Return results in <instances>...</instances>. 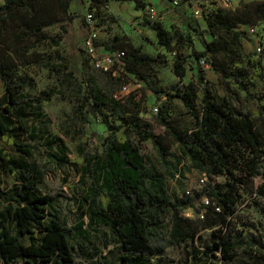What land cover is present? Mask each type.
I'll list each match as a JSON object with an SVG mask.
<instances>
[{
    "label": "trees",
    "instance_id": "16d2710c",
    "mask_svg": "<svg viewBox=\"0 0 264 264\" xmlns=\"http://www.w3.org/2000/svg\"><path fill=\"white\" fill-rule=\"evenodd\" d=\"M55 1L59 12L72 19L69 7L74 0ZM134 2L136 8L145 6L140 0ZM201 10L212 36L203 50L193 47L190 35L178 30L170 33L161 24L147 21L158 44L174 53L163 59L170 71L182 79L190 62L187 57L192 56L196 79L182 83L172 93L157 87L155 64L159 59L132 44L116 52L122 54L113 65L142 83V89L156 96L163 94L168 100L178 98L193 118L191 127L176 120L169 107L160 106L157 121L163 132L157 133L140 116L141 101L133 91L122 102L100 90L87 88L82 92L78 88L79 103L74 111L85 122L86 111L91 112L107 133L101 150L88 157L90 184L83 200L90 205L80 211L75 226H67L58 215L57 202L65 194L37 191V185L45 180L46 167L20 161L0 146V174L11 175L18 182L6 191L0 181L2 264H76L71 239L90 236L82 227L86 214L90 225L99 221L112 236L108 242L114 247L106 255H98L100 264H155L150 260L154 255L194 240L203 231L209 232L216 264H264V225L256 228V233L245 232L238 227L237 215L242 193L251 189L255 177L264 175V60L254 52L228 48V43H240L238 24L264 23V1L252 0L237 7L212 2ZM59 12L47 0H3L0 4V71L6 87L0 101V139L24 155L43 152L55 164L65 165L74 161L67 158V147L58 131H43L30 124L34 113L35 117L45 115L42 109L54 90H43L40 96L26 94L29 80L18 74L17 57L42 42L59 44L67 31ZM53 23H60L61 31L49 34L45 27ZM7 25L11 27L7 33L21 41L20 47H11L3 38ZM224 35L230 36L229 42ZM185 46L190 47L189 54L180 52ZM107 49L116 51L115 46ZM221 53L229 58L227 63L218 60ZM202 61L220 75L229 94L251 104L244 109L236 107L231 97L217 96L204 76ZM21 130L28 132L27 140L21 138ZM132 135L140 142L150 140L163 163L172 156L185 166L182 161L186 159L205 174L206 182L197 190L172 197L164 174L146 167ZM173 144L179 154L171 151ZM258 194L263 199L253 202L264 215V178ZM188 207L194 216L183 214ZM200 260L189 264H204Z\"/></svg>",
    "mask_w": 264,
    "mask_h": 264
},
{
    "label": "rangeland",
    "instance_id": "374dc122",
    "mask_svg": "<svg viewBox=\"0 0 264 264\" xmlns=\"http://www.w3.org/2000/svg\"><path fill=\"white\" fill-rule=\"evenodd\" d=\"M50 5L59 12L55 0H47ZM144 7H135L134 0H108L107 3L92 0H74L69 7L72 19H67L61 11L59 18L62 19L67 31L59 44L42 42L31 48L26 54H18V74L29 80V86L25 93L31 96H40L43 90H54L49 104L43 107L45 115L35 117L30 124L43 131L56 130L67 147V158L74 161L73 164L57 165L50 161L47 153L37 152L34 155H24L12 146L0 139V146L8 149L11 154L20 161L31 164L38 162L46 167V177L43 183L37 185L40 193L60 192L61 196L57 202V210L60 219L70 227L75 226L80 219V211L88 209L90 201L84 202L89 186V174L87 168L90 166L89 158L101 150V143L107 133L106 127L89 111H86L88 122H85L75 111L74 107L79 103L78 88L84 91L93 88L106 93L109 97H115L125 101L130 92L136 93L140 100L142 111L140 116L148 121L150 128L162 133L163 127L157 121V113L154 108L167 106L173 111V116L186 127L193 125L191 114L178 98L168 100L166 96L154 95L150 90L142 89V83L136 81L130 74L120 68L104 71L94 65L83 46L87 37H93L96 48L95 56L100 58L110 53L108 46H115L116 53L126 44L139 46L141 51L150 56L157 57L159 61L155 64L158 71L155 78L157 87L174 92L182 83L196 79L197 69L194 58L188 56L190 62L186 65L185 75L182 79L173 74L163 59L171 57L174 53L168 51L157 42L155 31L147 24V21L161 24L168 32L176 30L191 36L193 47L203 50L206 42L212 39L210 30L202 17H194L190 10L181 4L175 10L170 8L169 0H140ZM251 0L233 1L231 7H237L240 3ZM264 1V0H258ZM218 5L221 2L217 1ZM147 5L156 9L155 18H151L147 12ZM95 6V10L91 7ZM93 13V22H88L86 14ZM21 14V11H19ZM245 25V26H244ZM250 24H238L236 27L240 32V43L235 45L228 43L229 49H238L245 53L254 52L256 40L248 32ZM10 25L5 27L3 38L11 47H20L21 41L16 37H10L7 31ZM259 32L264 35V24L260 25ZM45 31L55 34L61 31L60 23L46 26ZM94 34V36H93ZM228 42L230 36L224 35ZM264 44V42H263ZM190 47L185 46L180 52L189 54ZM211 58V54H208ZM218 60L227 63L229 58L225 53L218 55ZM264 64V63H263ZM230 65V64H228ZM204 76L210 84L213 92L219 97H231L236 107H245L251 102L235 97L226 90L221 82L220 75L213 68L204 67ZM81 87V88H80ZM6 87L0 71V101H2ZM199 102V101H198ZM255 107V106H254ZM14 117V116H13ZM50 119L48 121L47 119ZM258 122V120H257ZM21 138H29L27 131H20ZM133 142L138 146L145 158L146 167L153 171L164 174L166 188L172 197H180L183 193L199 189L202 186L200 178L204 177L198 170L192 167L186 159L183 165L175 162L172 156L163 163L156 148L150 140L138 141L135 135L131 136ZM171 151L179 154L177 145L173 144ZM58 155V153H56ZM263 176L253 179L250 190L242 193L241 202L238 205V227L245 232H258L256 228L264 225V215L260 213L254 204V199H263L258 194V186L263 181ZM217 180H222L218 177ZM1 186L4 190H10L18 182L6 173L0 174ZM198 204V202H196ZM80 204L82 209H80ZM185 216L192 217L194 212L190 207L183 210ZM168 221V218L166 219ZM83 228L90 232V236L81 239H71L73 257L76 264H100L98 255H106L109 249H113L112 239L107 228L99 221L89 224L88 214L83 216ZM254 223L255 226H252ZM209 232H201L199 237L188 240L181 244L171 245L163 252L154 255L150 260L155 264H189L194 260H200L204 264H216V257L210 246ZM215 255H219L216 253ZM3 262L0 261V264ZM14 264V263H13ZM19 264H28L22 261Z\"/></svg>",
    "mask_w": 264,
    "mask_h": 264
},
{
    "label": "built area",
    "instance_id": "2783aa9c",
    "mask_svg": "<svg viewBox=\"0 0 264 264\" xmlns=\"http://www.w3.org/2000/svg\"><path fill=\"white\" fill-rule=\"evenodd\" d=\"M218 0H169L170 8L175 10L178 8L181 4L185 5L186 8H188L191 12V14L194 17H202V7L203 5H209L212 2H215L217 4ZM221 2V6L229 7L233 0H219ZM3 2V0H0V4ZM147 12L150 15L151 18H155L157 12L154 6L147 5ZM87 21L93 22L94 17L92 12H88L86 14ZM259 26L258 25H250L248 27V32L250 35L254 36L256 40V45L254 48V53L257 57H262L264 60V35L259 32ZM94 36V34H93ZM83 46L86 54L91 57L92 61L94 62V65L104 71H109L114 65L115 60L122 54V53H108L103 57H96V48L94 46V40L93 37L89 36L83 41ZM203 68L210 67L208 63H204L202 61ZM157 111V107L154 108ZM204 177L200 178V182L202 185L206 182V176L203 174ZM189 191H187L188 193Z\"/></svg>",
    "mask_w": 264,
    "mask_h": 264
},
{
    "label": "crops",
    "instance_id": "0c3cea01",
    "mask_svg": "<svg viewBox=\"0 0 264 264\" xmlns=\"http://www.w3.org/2000/svg\"><path fill=\"white\" fill-rule=\"evenodd\" d=\"M233 1H235V0H233ZM238 2H239V0H237ZM252 1V0H251ZM233 3V2H232ZM202 18V17H201ZM264 24V23H263ZM263 24H260L261 26H263ZM260 25H258L259 27H260ZM245 26V25H244Z\"/></svg>",
    "mask_w": 264,
    "mask_h": 264
}]
</instances>
